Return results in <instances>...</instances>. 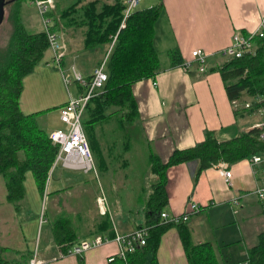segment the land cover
Returning a JSON list of instances; mask_svg holds the SVG:
<instances>
[{"label":"crops","instance_id":"1","mask_svg":"<svg viewBox=\"0 0 264 264\" xmlns=\"http://www.w3.org/2000/svg\"><path fill=\"white\" fill-rule=\"evenodd\" d=\"M156 5H161L153 31L159 70L152 80H141L131 87L137 107L133 124L140 128L145 145L151 146L159 159L165 161L173 150L201 141L206 130L225 139L260 123L262 118L259 121L250 115L255 110L234 115L233 110L241 108L240 102L228 101L220 75L212 68L225 60L221 51L230 46L233 35L245 37L259 29L264 18V0H142L136 10ZM33 10L39 20V28L34 31L44 32L34 7ZM55 34L61 45H65L62 48V70L74 66L83 77H88L99 61L100 52L82 49L79 29L67 28ZM173 50L177 51L182 62L191 63L188 69L171 67L169 53ZM196 50L206 55L205 72L201 74L191 62L190 54ZM51 57L52 53L47 49L32 72L23 78L19 108L24 114L41 112L38 116L49 118L55 115L58 120L57 109L80 90L74 82L64 84L60 72L51 64ZM177 102H181L183 108H171ZM187 105L190 108H186ZM60 124L49 130L62 128ZM95 132L105 162L101 165L102 172L96 169L94 158L95 173L56 165L46 183L44 199L47 203L41 204V211L39 204L43 197L29 171L24 173V197L19 201V210L7 202L4 180L0 176V247L7 251H35L41 264H107V257L115 254L118 247L112 240L88 249L81 256L66 253L78 241L100 235L94 231L96 222L104 216L95 206L99 188L111 212L102 178L115 176L119 160L123 166L127 165L123 158L130 145L123 142L125 138L116 131V124L104 122L97 125ZM261 164L249 159L229 165L219 163L202 170L195 181L196 161L171 166L165 171L167 204L163 211L169 216L180 215L188 210L187 200L190 199L198 205V210L184 221L191 241L209 242L218 260L219 254H223L220 262L231 263L227 251L236 250L240 257L236 264H244L245 250L254 244L257 234L264 231V219L254 194L255 186L264 177L259 174ZM220 169L231 171L229 183L220 175ZM85 197L95 215L84 206ZM77 200L80 207L75 205ZM61 213L70 216L77 240L65 252L54 243L51 231V221ZM110 219L113 233H126L135 227L129 223L117 225L113 218ZM44 224L47 229L42 236L39 235L38 245L32 248L36 227ZM155 256L158 264H188L175 227H169L161 234Z\"/></svg>","mask_w":264,"mask_h":264},{"label":"trees","instance_id":"2","mask_svg":"<svg viewBox=\"0 0 264 264\" xmlns=\"http://www.w3.org/2000/svg\"><path fill=\"white\" fill-rule=\"evenodd\" d=\"M68 1L69 4L64 5ZM112 1L107 4L100 0H54L55 7L53 5L48 14L52 22L51 31L57 33L67 28L79 29L82 49L98 51L100 54L104 51L102 58L105 47L115 37L105 63L106 81L100 93L87 102L80 118L88 147L95 159V167L101 172V165L105 162L95 132L97 125L113 121L116 131L124 137L137 117L136 102L131 94L132 85L141 80H152L159 70L153 31L161 13V5L135 9L125 20L123 28L119 29L123 4L121 0ZM22 3H28V0H7L5 3L4 8L7 7L11 12L8 19L11 31L0 61V176L4 180L6 200L15 210H19V201L24 197V173H31L37 191L42 194L57 151V145L50 142L47 131L37 121L41 112L24 114L19 108L22 80L32 72L48 49L45 32L29 30L23 25ZM169 58L171 67L183 63L176 50L170 51ZM212 70L219 73L229 102L245 103V100H249L246 107L235 108L234 115L264 109V28L262 36L252 37L249 53L238 58H225ZM262 132L264 126H252L228 138L219 139L214 131L206 130L201 141L173 150L165 161H161L155 153H149L148 170L156 176V181L150 184V192L142 204L143 222L133 228L143 227L145 242L135 246L132 252H125L124 258L114 257L107 264H158L155 253L159 238L172 226L180 237L188 264H235L220 262L209 242L193 243L184 221H161L160 212L167 204L165 171L180 163L196 161L197 167L193 174L195 181L202 170L219 163L229 165L250 159L253 155L264 157V140L260 138ZM124 138L123 142H126L127 136ZM261 162L259 174L263 177L264 160ZM51 231L54 243L63 252L77 241L70 216L66 213H61L51 221ZM94 231L105 239H111L114 233L110 217L102 216L96 222ZM31 253L7 251L0 247V264H27ZM244 253V264H264V231L257 234L254 244Z\"/></svg>","mask_w":264,"mask_h":264},{"label":"built area","instance_id":"3","mask_svg":"<svg viewBox=\"0 0 264 264\" xmlns=\"http://www.w3.org/2000/svg\"><path fill=\"white\" fill-rule=\"evenodd\" d=\"M141 0H123L122 19L119 25V29L123 28L125 20L136 9ZM28 3L35 8L43 30L46 34L48 43V49L52 53L51 64L60 72L65 85L70 82L77 84L80 92L74 97H68L65 103L57 109V116L59 122L63 125L62 128H55L47 133L52 144L57 145V151L54 159L49 168L42 197L46 195V183L49 178V174L53 167L60 165L63 168L71 170H80L83 172L95 173L94 161L91 151L88 147L82 126H81V114L85 108L87 102L98 95L102 89L103 84L106 81L105 63L108 54L113 46L115 37L112 38L111 43L100 60L99 64L94 66L90 72L88 78L83 77L78 73L74 66H70L66 71L62 70L61 57L62 46L57 38V35L50 30L52 25L51 18L48 16L52 6V0H28ZM264 28V18L261 20L259 29L249 36H241L238 34L233 35L231 44L226 49L221 51V56L224 58H238L244 53H249L251 50V39L253 36H262V29ZM191 62L196 66V71L201 74L205 72L206 55L200 50L193 51L190 54ZM191 65L190 62H183L181 67L185 70ZM153 86L155 84H152ZM262 115V121L256 126H264V109L259 110ZM260 138L264 140V132L260 133ZM252 163H258L264 160V157L253 155L250 159ZM220 175L223 177L226 183H229L231 176L230 170L220 169ZM254 194L257 202L260 205L261 213L264 219V178H262L254 188ZM188 210L180 215H167L164 211L160 212V219L162 222H179L185 221L189 214L195 213L198 210V205L190 199L187 200ZM95 206L100 215H107L110 217V211L107 204L106 197L102 190L99 188V194L95 197ZM145 232L143 227L133 229L126 233H114L111 239H105L101 235H93L90 239H82L71 246L66 253L81 256L83 252L90 248L97 247L105 242L114 241L117 243V251L115 254L107 257V262L111 261L114 257L124 258L125 252H132L135 246L143 245L145 242ZM27 264H41V261L37 259L35 251L29 258Z\"/></svg>","mask_w":264,"mask_h":264},{"label":"rangeland","instance_id":"4","mask_svg":"<svg viewBox=\"0 0 264 264\" xmlns=\"http://www.w3.org/2000/svg\"><path fill=\"white\" fill-rule=\"evenodd\" d=\"M5 1L7 2V0ZM100 1L107 4H111L113 2L112 0H100ZM68 4L69 1L66 2L64 5H68ZM53 5L55 7L54 0H53ZM9 15H11V12L8 10L7 7H5L3 20L2 23L0 24V61L2 59V54L4 55V50L6 49L11 31L10 21L8 20ZM21 19H22V23L27 29L38 30L39 20L38 17L36 16L35 11L33 10V7L29 3L21 4ZM107 48L108 45L105 47V51L107 50ZM102 53L99 56V60H101L102 58ZM245 101H246L245 103L240 102L239 105L241 107H246L248 105L249 100L247 99ZM193 103H194L193 105H195L196 101H194ZM185 107L190 108L189 105ZM171 108H183V104L181 102L180 103L177 102V104L172 105ZM255 112L250 114L253 115L252 119H259L260 121V119L262 118L260 111L258 110ZM257 112L259 114H257ZM37 121L41 127L46 129V131H50L49 129L51 127L59 124V121L57 120V117L55 115H52L49 118H46V116H38ZM168 128L169 131L167 132L168 133L167 136L170 135L169 125ZM125 136L130 138L129 141H126L128 142V146L129 145L130 146L128 151L125 152L123 158L127 162V165L123 166L122 161L119 160L116 163L117 172L115 176L110 179H107L104 176L105 180H103L102 178V185L106 195L108 196L107 197L108 203L111 209L110 218H113L117 225H119L120 223L122 225L129 223L133 226H136L137 224L136 221H138L139 223L143 222L142 204L144 203L145 199L147 198L150 192L151 189L150 184L156 181V176L150 174L147 163V155L149 151L152 153H156V151L151 146L145 145V140L143 138L142 132L138 127V125L136 124L129 126L128 131L125 132L124 134V137ZM125 174H127V176H125ZM137 183H139L140 185ZM138 194H139V201L137 200ZM44 202L47 203V199H44L43 202L39 204V208L41 207V204L42 206L44 205ZM83 202H84V206L87 208V211L91 210V212L94 213L95 215V210L94 208L91 209L89 207L88 199L86 197L83 198ZM75 205L80 207V201L77 200V203ZM45 229H47L45 224L42 226L39 225L38 228L36 227L34 233V240L32 242V248L35 244L38 245L37 240L39 238V235L42 236L45 232ZM227 252L228 255L231 257L230 262L236 264V262L240 258L236 250L228 249ZM218 258L219 260H222L224 258L223 254L220 253Z\"/></svg>","mask_w":264,"mask_h":264},{"label":"water","instance_id":"5","mask_svg":"<svg viewBox=\"0 0 264 264\" xmlns=\"http://www.w3.org/2000/svg\"><path fill=\"white\" fill-rule=\"evenodd\" d=\"M5 3H7L5 0H0V24L2 23L3 16H4Z\"/></svg>","mask_w":264,"mask_h":264}]
</instances>
